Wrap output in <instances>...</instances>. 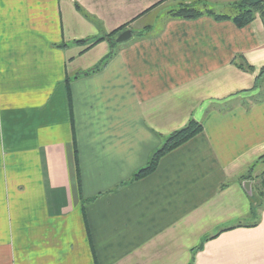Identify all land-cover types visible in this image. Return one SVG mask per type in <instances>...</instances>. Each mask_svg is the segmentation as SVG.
<instances>
[{
    "label": "crops",
    "instance_id": "1",
    "mask_svg": "<svg viewBox=\"0 0 264 264\" xmlns=\"http://www.w3.org/2000/svg\"><path fill=\"white\" fill-rule=\"evenodd\" d=\"M182 1L231 18L167 17ZM236 1L0 0V264H264L241 179L264 187V100L236 101L264 24L237 26ZM191 120L203 132L132 181Z\"/></svg>",
    "mask_w": 264,
    "mask_h": 264
},
{
    "label": "trees",
    "instance_id": "2",
    "mask_svg": "<svg viewBox=\"0 0 264 264\" xmlns=\"http://www.w3.org/2000/svg\"><path fill=\"white\" fill-rule=\"evenodd\" d=\"M235 8V15L232 17V20L236 23L239 27H244L251 22H253L256 17H260L264 24V0H239L234 4ZM204 14H211L215 17L217 20H226L230 19L228 15L223 14H215L212 10H199L197 6L194 5H188L185 4L183 1L181 4L170 10L167 13V17L169 18H176V19H186V20H194L198 17L204 15ZM126 29V26L121 27L117 31H114L111 34L105 35L104 37L95 40L93 43H99L102 41L109 42L111 46L110 53L108 56L95 68L91 69L90 71L81 73L79 76H88L91 74H95L97 72H100L108 63L109 61L115 56L116 48L119 46L117 42V38L124 33ZM122 32V33H121ZM121 33V34H120ZM90 42L89 40L86 41H79L78 44H86ZM237 66L245 71L254 73L256 69L249 65L242 57L238 58ZM264 82V66L259 70L258 75L256 77V84L254 87V92L260 89V84ZM69 85V82H67ZM249 93H246L245 95H248ZM251 94V93H250ZM264 100V95L262 97H258V99L254 100V103H257L259 101ZM225 105H223L224 107ZM246 108H249L250 105H245ZM232 107H224V110L231 109ZM203 132V126L195 121L191 120L186 126L183 128L174 131L171 133L164 141L161 148L153 155L151 161L148 163L146 167L138 171L132 181H137L141 178H144L150 174H152L158 166V163L160 159L165 156L167 153L177 149L178 147L186 144L191 139L195 138L199 134ZM259 161H264V155L259 159ZM254 167L251 168L249 175L242 177V180H251L252 179V173L254 171ZM257 194H254V196H250V215L254 217L256 220H259V211L264 207V203L261 201V199H257ZM257 222H255L253 225L250 226H256ZM241 226V225H240ZM201 248V247H200Z\"/></svg>",
    "mask_w": 264,
    "mask_h": 264
},
{
    "label": "rangeland",
    "instance_id": "3",
    "mask_svg": "<svg viewBox=\"0 0 264 264\" xmlns=\"http://www.w3.org/2000/svg\"><path fill=\"white\" fill-rule=\"evenodd\" d=\"M237 1H239V0H237ZM236 1V2H237ZM211 5H209V6H207V4L206 5H199L197 8L199 9V10H201V9H203V10H212L213 8H211V7H213V6H211ZM176 7H178V6H176ZM176 7H174V8H176ZM174 8H172V9H174ZM172 9H170V10H172ZM169 10V11H170ZM227 10H229L228 8H227ZM231 10L233 11V10H235V8H231ZM168 11V12H169ZM234 13V12H233ZM118 39V38H117ZM118 44H121V43H118ZM261 86H260V89H258L257 91H255L254 93H252V94H250V95H244V96H242L241 98H239V99H237L236 101L237 102H239V103H242V104H244V105H251L253 102H254V100H256V99H258V97H262L263 95H264V82L263 83H261L260 84ZM230 106H232L231 105V103H227L224 107H230ZM258 168L259 169H261V168H264V163H261V164H259V166H258ZM257 173V172H256ZM252 175H255L254 173H252ZM256 177V176H255ZM257 179H258V177H256V179H254V177L252 176V179L251 180H242V182H245V181H251L252 182V180H256V190H257V196H258V198L259 199H261V201L264 203V187H263V185L261 184V182L260 181H257ZM243 184V183H242ZM244 187V186H243ZM244 190H245V188H244ZM251 190H252V193H253V196H254V189H253V184H252V186H251ZM246 191V190H245ZM247 193V192H246ZM247 195L248 196H250L248 193H247ZM257 198V199H258ZM251 219H253V218H250V220Z\"/></svg>",
    "mask_w": 264,
    "mask_h": 264
},
{
    "label": "water",
    "instance_id": "4",
    "mask_svg": "<svg viewBox=\"0 0 264 264\" xmlns=\"http://www.w3.org/2000/svg\"><path fill=\"white\" fill-rule=\"evenodd\" d=\"M131 36H132L131 31H125L124 33H122L118 37L117 42L118 43H123V42L127 41L128 39H130ZM243 186H244L246 192L250 196H252L253 195L252 190H251L252 182L251 181H245V182H243Z\"/></svg>",
    "mask_w": 264,
    "mask_h": 264
}]
</instances>
